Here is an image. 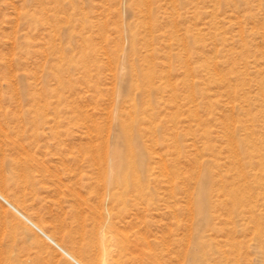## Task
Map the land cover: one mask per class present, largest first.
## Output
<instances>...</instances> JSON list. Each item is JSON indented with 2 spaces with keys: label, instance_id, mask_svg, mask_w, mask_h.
Returning <instances> with one entry per match:
<instances>
[{
  "label": "rangeland",
  "instance_id": "obj_1",
  "mask_svg": "<svg viewBox=\"0 0 264 264\" xmlns=\"http://www.w3.org/2000/svg\"><path fill=\"white\" fill-rule=\"evenodd\" d=\"M0 193L82 264H264V0H0ZM74 264L0 199V264Z\"/></svg>",
  "mask_w": 264,
  "mask_h": 264
},
{
  "label": "bare ground",
  "instance_id": "obj_2",
  "mask_svg": "<svg viewBox=\"0 0 264 264\" xmlns=\"http://www.w3.org/2000/svg\"><path fill=\"white\" fill-rule=\"evenodd\" d=\"M0 199L5 202L15 213L22 217L27 223L34 227L40 234H42L50 243L56 246L68 259H70L74 264H82L78 261L73 255L67 252L63 247H61L52 237L45 233L41 228L36 225L31 219H29L21 210H19L15 205L9 202L3 195L0 193ZM7 264H17L16 260L12 259L11 256L6 257Z\"/></svg>",
  "mask_w": 264,
  "mask_h": 264
}]
</instances>
